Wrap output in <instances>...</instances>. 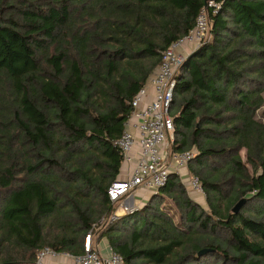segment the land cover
Masks as SVG:
<instances>
[{
    "label": "trees",
    "instance_id": "16d2710c",
    "mask_svg": "<svg viewBox=\"0 0 264 264\" xmlns=\"http://www.w3.org/2000/svg\"><path fill=\"white\" fill-rule=\"evenodd\" d=\"M206 1L0 0V264L79 254L113 213L131 100ZM218 1L171 105L172 151L196 148L209 210L171 172L100 233L126 264H264V0Z\"/></svg>",
    "mask_w": 264,
    "mask_h": 264
},
{
    "label": "built area",
    "instance_id": "2783aa9c",
    "mask_svg": "<svg viewBox=\"0 0 264 264\" xmlns=\"http://www.w3.org/2000/svg\"><path fill=\"white\" fill-rule=\"evenodd\" d=\"M219 6L218 0L206 1L196 16L193 28L162 51L155 71L132 98L131 113L115 144L122 163H133L134 166L126 178L116 179L108 187L107 196L112 203L121 201L137 189L156 193L166 183L171 172L187 166L195 156L196 149L175 152L168 147V141L174 133L170 110L175 76L186 58L182 50L189 44H194L196 49L206 41L211 27L210 17L217 12ZM189 183L197 193L203 190L197 175L192 176ZM125 208L120 206L99 222L103 225L114 221L129 211ZM120 210L122 211L119 212ZM96 224L86 233L81 253L71 254L42 247L37 251L33 264H126L123 256L110 246L105 253L100 251L99 244L94 239Z\"/></svg>",
    "mask_w": 264,
    "mask_h": 264
},
{
    "label": "rangeland",
    "instance_id": "374dc122",
    "mask_svg": "<svg viewBox=\"0 0 264 264\" xmlns=\"http://www.w3.org/2000/svg\"><path fill=\"white\" fill-rule=\"evenodd\" d=\"M207 35H206L207 36L206 40H208L210 38V32ZM194 48H195V45L194 44L186 45L184 47V49L182 50L183 51V54L185 55V57H187L193 50H195ZM176 112H177V107L176 106H173V108L171 110V113L172 114H175ZM256 115H257V118H261L262 119L264 117V104H263V106H261L257 110ZM173 142H174V134H173L172 138L169 139V141H168V147H169V150L170 151H172V143ZM189 149H194L195 150L196 148L193 146V147H190ZM239 154L241 156L242 161L245 162L246 161V149L245 148H242L239 151ZM191 161L187 164V166H184L183 168L179 169L177 172H173V173H176L178 175L179 180L185 186L186 191H187L188 195L190 196V198L193 201H195L198 205H200L202 208H204L206 211H208L209 208H208V205H207L206 200H205V193H204V191L202 190L201 192L197 193L196 191L192 190L191 187H190V183H189L190 178L192 176H194V175H197V174L193 173V170L192 171L189 170ZM217 165L220 166V164H217ZM123 170L124 169H123V166H122L121 171L123 172ZM139 190H141L143 192L142 195L144 196V199L142 201H139V202L138 201L137 202L134 201V200H136V195H135V193L133 191L132 192L133 193L132 199H130V197H125V199L127 198L126 205L123 206V203H122L123 202V199L121 201L113 202L112 203V205L114 207L113 212L114 211H117V209H119L120 206L123 207V209L126 207L125 210L128 209L129 211H132L133 209H136V208L140 207L147 200V198L151 195V193L149 191H144L143 189H139ZM162 206H164L165 208H167V210L169 211V213H171L173 215L174 219L177 221V219H178L177 213L178 212H177V210L175 208L174 209L172 208V207H174L172 205V203L169 200H167L165 203L162 204ZM252 206L255 207V206H257V204L251 203V204H247L246 205L247 208H252ZM121 211L122 210H120L119 212H121ZM104 218H106V216H103L101 219H104ZM99 221L96 224V228H95V231L96 232L94 234V239L97 240V242L99 244V248H101V250L104 249L106 251L108 249L109 245L107 243V240L104 237H101L100 236V233L102 232L105 224L102 225ZM102 253H103V251H102Z\"/></svg>",
    "mask_w": 264,
    "mask_h": 264
},
{
    "label": "crops",
    "instance_id": "0c3cea01",
    "mask_svg": "<svg viewBox=\"0 0 264 264\" xmlns=\"http://www.w3.org/2000/svg\"><path fill=\"white\" fill-rule=\"evenodd\" d=\"M149 93L151 94V90H149ZM148 99H149V97H148ZM122 166H123V169H124L123 172L121 171ZM122 166H121L120 172H119V174L117 176V179H124V178H126L127 175H128V172L132 170L134 164L133 163L123 164L122 163ZM134 193L136 195V200H134V201H136V202L138 201L139 202V201H142L144 199V196L142 195L143 192L141 190L138 189V190L134 191ZM129 195L127 197H130V199H132L133 193H131ZM126 200H127V198L126 199L125 198L123 199V202H122L123 203V206L126 205ZM98 247H99V245H98ZM99 249H100L101 252L103 251L105 253V250L104 249H102V250H101V248H99Z\"/></svg>",
    "mask_w": 264,
    "mask_h": 264
},
{
    "label": "water",
    "instance_id": "95a60500",
    "mask_svg": "<svg viewBox=\"0 0 264 264\" xmlns=\"http://www.w3.org/2000/svg\"><path fill=\"white\" fill-rule=\"evenodd\" d=\"M245 198H241L232 208V212H237L239 210V208L242 206V204L245 202ZM205 251H207V249H201L198 254H202Z\"/></svg>",
    "mask_w": 264,
    "mask_h": 264
}]
</instances>
